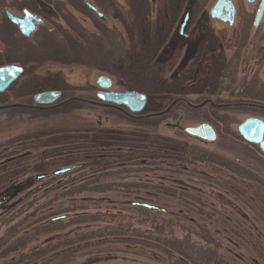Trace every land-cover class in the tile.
<instances>
[{
	"label": "rangeland",
	"instance_id": "obj_1",
	"mask_svg": "<svg viewBox=\"0 0 264 264\" xmlns=\"http://www.w3.org/2000/svg\"><path fill=\"white\" fill-rule=\"evenodd\" d=\"M87 1L103 15L105 20L96 17L103 22L104 28L122 35L123 48H126L123 52L115 53L114 48L107 51L89 40L88 51L82 53L78 50L76 55L69 56L64 53L60 43L51 37L42 36L35 39L38 42L22 43L14 39L11 33L2 34L5 50L0 55V66L32 62L35 67L27 71H31L36 77L26 88L16 89V95H12L10 87L0 93V156L11 154L10 151L15 152V157L19 159L16 162L22 167H36V164L42 166L48 162L57 164L51 165L44 172L36 168L25 174L19 181L30 182L27 181V186L12 199L3 201L0 196V218L6 211L2 209L3 202V206L8 208L33 193L36 204L41 206L36 213L53 214V218L67 214L61 212L71 204L90 202L95 205L93 212L97 210L100 213H113L131 201L145 202L166 210L164 221L172 220L176 224V229L173 230L176 237L180 238L184 232L177 225L190 229L199 225L208 229L213 239L219 243L221 253L232 263L264 264L250 245V241H253L264 251V204L261 202L264 200V189L246 176L236 174L226 167L236 168L239 172L264 180V155L257 146L246 143L237 130L250 113L227 107L218 110L214 119L216 126L212 125L216 133L215 140L202 141L186 133L185 129L205 122L204 119L184 107L176 106L159 115H147V111L141 114L129 113L123 107L100 103L95 95L99 90L97 78L104 76L110 80L111 90L145 94L150 100L149 108H162L164 101L161 99H167L164 97L168 95L189 101L202 98L214 103L217 99L234 101V87L217 91V94L218 71L204 73L205 67L209 66L211 52L206 46L200 50L199 44L204 40L211 45L219 44L221 51L217 50L215 54L220 52L226 59L230 58L237 45L245 15L254 13L258 0H230L235 11L232 23L210 16L209 10L215 0H156L155 14L149 20L146 18L150 9L149 0H128L134 15L131 22L134 21L135 25L107 8L104 3L106 0H98L107 9L106 15L98 8L97 0ZM79 2L82 3L77 6L79 10L71 9L67 4L66 7L76 24L89 32L95 30L97 21L86 16L92 12L86 8L84 0ZM6 10L15 15H21L22 11ZM185 14H188V18L182 34L189 36L187 47L180 52L172 66L167 64L159 69L156 59L162 50L160 41L179 35V26ZM3 18L7 20L6 17ZM40 25L49 27L44 19ZM36 31L27 39L32 40ZM247 34L250 35L251 44L244 49L238 77L248 79L256 74L260 81H264V29L261 25L257 29L249 26ZM71 44L74 46L73 41ZM187 48H193L192 57L196 55L199 62L203 61V69L196 70L195 67L189 69L194 72L185 71L191 61H194L187 55ZM195 71H199V79H196ZM32 90L36 91L26 95ZM51 90L61 93L55 102L39 105L33 101L32 97L36 93ZM250 95L264 100V88H255ZM259 116L264 120V114ZM103 134H108L107 138L111 136L112 139H117L116 135L127 134L138 142L154 137L175 140L179 144L193 147L195 152L210 158L212 162L198 160L200 154H193L191 163L178 158L150 156L120 162L115 158L119 155L118 151L112 150L104 154L98 150L96 156L102 158L98 159V164L105 167L96 173H92L90 169V173L94 176L110 173L111 176L101 177V182L109 183L108 178L111 177L112 183L118 186L105 192L83 191L72 197H63L61 192L79 184L80 180L76 184L73 181L64 183L73 176H54L56 171L68 168L63 167L61 161L69 158L78 164H88L92 156L88 153L92 152L91 146L80 145L82 143L79 139L82 136L89 141L94 137L102 141ZM99 141L94 145L95 148L102 145ZM8 144H11L12 149L3 153L1 146ZM32 156L44 160L33 162ZM58 185L60 187L50 191L52 186ZM157 186L161 190L153 189ZM163 190L173 192L174 195L164 194ZM197 206L204 208L206 215L199 214ZM101 226L102 223L67 226L63 230L38 236L24 251L72 237L79 232L98 230ZM134 226L141 230L151 229L147 223H135ZM0 230L2 232L3 229ZM193 239L197 240L195 237ZM42 263L44 260H39L36 264ZM48 264L172 262L157 249L127 242L119 237L117 240L95 241L76 251L68 260L59 259Z\"/></svg>",
	"mask_w": 264,
	"mask_h": 264
},
{
	"label": "trees",
	"instance_id": "obj_2",
	"mask_svg": "<svg viewBox=\"0 0 264 264\" xmlns=\"http://www.w3.org/2000/svg\"><path fill=\"white\" fill-rule=\"evenodd\" d=\"M149 1L150 9L146 17L148 20L155 14L157 4L156 0ZM100 2L97 0L96 4L98 8L103 14H108L107 9ZM104 3H106L107 8H111L115 13L119 14L118 17L124 16L128 22L130 21V24L135 25L134 21L131 22L132 16L134 15L132 8L128 4V0H106ZM66 4L71 9L76 10L77 6L82 3H80L79 0H0V55L4 54L5 45L2 34L6 32L8 34L11 33L10 35H12L14 39L22 43L38 42L36 41L37 38L42 36L51 37L53 40L60 43L64 53L69 56H72V54L76 55L78 50H81L82 53L88 51L89 40L99 44L101 48H105L107 51L109 48H114L115 53L116 51L123 52L126 49L123 48L122 35L117 32H110L108 29L104 28L102 25L103 22L98 19L96 15L92 13H90L91 15H86L91 17L95 22L97 21L95 25L96 28L93 31L89 32L81 27V25L76 24ZM6 9H27L32 11L41 16L48 23L49 27L46 28L40 25L32 40L24 38L19 34L13 24L3 18V16L5 17L4 11ZM251 19L252 16L250 14L245 15V30L251 25ZM135 31L134 29V32ZM70 40L73 41L74 46L71 44ZM20 65L23 66V74L10 85L12 95L15 94L14 92H16V89H21V87L26 88V86L30 84V81L34 80L36 77L34 73L27 71L28 69L32 70L35 64L32 62H24L20 63ZM226 71L228 70L226 69ZM229 77L230 83H233L234 75L231 73ZM35 91L36 90H32L30 93H26V95L33 94ZM175 97L176 96L168 95L164 98L171 100ZM149 106L150 104L147 105V114H155L167 107L164 105L162 108H157L156 106L149 108ZM176 106L184 107L198 116L203 113L202 118L204 121L216 126L214 120L215 116L212 112L214 111L213 107L202 112L201 108L196 109L181 103L176 104ZM229 108L236 109L233 107ZM209 115H212V117ZM107 137L108 134H103L102 141L94 137L93 140L89 141L86 137H80L79 141L82 143L80 145L86 144V146H91L90 149L92 152L88 153L92 156H90L88 164H78V162L69 158L61 161L62 164H60L63 167H68V170L59 174L63 177L73 176L71 180H66L67 182L64 183L73 181L74 184H76L80 180L79 184L61 192L63 197H72L83 191L105 192L118 186L112 183L111 177L108 178V181H110L109 183L104 184L101 182V179H103L101 177L111 176L110 173L102 174V176L98 174L94 176L90 173V169L93 171L92 173H96L99 169L102 170V168L105 167L104 165L99 166L98 164V159H102L96 156L98 150L104 154L112 150L118 151L119 155H116L115 158L120 162H126L133 158L150 156L154 158H178L179 160L191 163L193 154H200L198 158L200 161L212 162L210 158L195 152L193 147L179 144L175 140H164L161 137H154L138 142L133 136L127 134L116 135L117 139H112L111 136L109 138ZM98 141L102 143V145L95 148L94 145H96ZM11 144L1 146L3 153L10 149ZM10 152L11 154L0 156V196L3 197V201L12 199L16 193H19L23 187L27 186L26 183L27 181L29 183V180L19 181L20 178L25 177V174L34 171L36 168L44 172L50 169L49 167L51 165L57 164L55 162H48L44 163L42 166L41 164H36V167L31 165L22 167V165L16 162L19 159L15 157V152ZM32 160L33 162L37 160L43 161L44 158H36L35 156ZM226 167L236 174L246 176L247 179L254 181L264 189V180L254 175H247L243 172H239L236 168L230 166ZM54 176L59 175L55 174ZM57 187L60 186H52L50 191ZM156 188L161 190L158 186L153 187L154 190ZM165 192L171 196L174 195L173 192L164 191L163 193L165 194ZM34 195V193L30 194L8 208L3 206L5 202L2 203V209L6 211L0 218V229H3L2 232L0 230V264H36L39 260H44L42 264H48L59 259L68 260L74 256L76 251L88 247L95 241H106L108 239L117 240L119 237L123 238L124 241L152 247L163 252L172 264H234L221 253L219 243L213 239L208 229L205 227L198 225L190 229L185 226L177 225V227L184 230V232L180 238L176 237L173 231L176 229V224H174L172 220L164 221V214H166V212L124 204L119 207L116 212L100 213L97 210L93 212L95 209L93 203L83 202L69 205L66 210L61 212L67 213L65 214L67 215L65 218L51 221L53 214H46L45 212L41 214L36 213V210L41 206L36 204ZM190 200L195 204L192 198H190ZM261 202L264 204V200H261ZM197 207L199 214L206 215L204 214V208ZM29 209H32V211ZM81 223H102V226L98 228V230L79 232L72 237L63 238L57 242L46 243L38 247H33L28 251H24L27 245L31 242H35L40 235L63 230L67 226ZM135 223L138 225L147 223L151 229L141 230L135 228ZM193 237L197 240H194ZM250 245L255 255L264 263V251L262 247L255 244L253 241H250Z\"/></svg>",
	"mask_w": 264,
	"mask_h": 264
},
{
	"label": "water",
	"instance_id": "obj_3",
	"mask_svg": "<svg viewBox=\"0 0 264 264\" xmlns=\"http://www.w3.org/2000/svg\"><path fill=\"white\" fill-rule=\"evenodd\" d=\"M253 2L254 0H248ZM87 8L100 19L105 20L99 10L84 0ZM264 11V0H259L256 9L254 24L256 25L261 18ZM234 7L230 0H215L214 4L209 10L212 18L220 19L221 21L232 23L234 17ZM6 19L12 23L19 34L25 38L30 37L43 22L41 16L33 13L27 9L21 11V15H15L8 10L4 11ZM184 23V22H183ZM23 73V67L18 64H5L0 66V93L6 91L10 85L17 80ZM97 85L99 90L96 92V99L103 104L112 105L115 107H123L129 113L142 112L147 104V96L136 91H115L110 89L111 82L108 78L100 76L97 78ZM61 96L60 91H42L33 95L32 99L36 104L48 105L55 102ZM238 134L248 143L258 146L261 153L264 155V123L258 118H247L238 126ZM185 132L191 136L199 138L204 141L215 140L216 133L213 127L207 123H200L194 127L186 128ZM68 168L61 169L55 174L64 173ZM130 205L144 207L152 210L166 212L164 208L151 205L145 202L131 201ZM65 215L54 217L51 219L59 220L65 218Z\"/></svg>",
	"mask_w": 264,
	"mask_h": 264
},
{
	"label": "flooded vegetation",
	"instance_id": "obj_4",
	"mask_svg": "<svg viewBox=\"0 0 264 264\" xmlns=\"http://www.w3.org/2000/svg\"><path fill=\"white\" fill-rule=\"evenodd\" d=\"M258 4H259V0H258ZM258 4L256 6V9L258 7ZM86 8H87V6H86ZM256 9H255L254 13L251 15L252 19H251V25L250 26H252V28L257 29L261 25V27L264 29V11H263L261 18L258 21V23L256 25L254 24ZM187 18H188V14H185L184 19L179 26V35H177L176 38H171L169 40L163 39L162 41H160L161 44L160 45L158 44L160 47H162V50L159 53L158 58L156 59V64L159 66V69H163L167 64H169V66H172V64H174L176 62V60L179 58L178 55L180 54V52L184 48L187 47V42H188L189 36L186 34H184V35L182 34L183 29L186 25ZM244 28L245 27H244V20H243V25L240 26V34H239L237 45L235 47V50H234L232 56L228 59H226L225 56L223 54H221L220 52L218 53V55L215 54V52L217 50L221 51V47L219 44L213 43V45H211V44H209L208 41L205 42V40L202 41L201 44H199L200 50L206 46V48H208L211 52L210 53L211 54L210 63H209V66L205 67L206 71L204 73L208 74V73H210V70L216 71V72L218 71V74H217L218 76L216 78V83H217L218 87L216 88V92L217 91H225V90L231 89V87H234L235 89H234L233 94H234V97L236 98L234 101L226 102L224 100L221 101V100L217 99L214 103L207 98L196 99L195 101H192V100L189 101L186 98H181V97L176 96L175 98H173L171 100L161 99L162 101H164V104L162 106L166 105L167 107H165L164 109L160 110L159 112H157L155 114L159 115V114H164V112L165 113L169 112L172 110V108L176 107V104H180V103L185 104L187 106H191V107L196 108V109L201 108L202 112L209 110L210 107H213L214 111H212V112H213V115L215 117H217L216 112L218 110L226 108V107L227 108L233 107V108H236V110L248 111L250 113L248 118H258V119L262 120L264 123V120L262 119V117L259 116V114H262V115L264 114V100L258 99L256 97H253L250 95L251 93H253L255 88H258V87L264 88V81H260L256 74H252L248 79L246 77H238V70L240 68V65L243 63L242 56H243L244 49L247 47L248 44H251V40L249 37L250 35L247 34V30H246V33L244 34V31H245ZM186 52H187V55L191 56V59H194V61H191V64L186 68L185 71L186 72H194V71H190L189 69H193L195 67H196V70L197 69H203V67H202L203 61L199 62V60H198L199 57L196 55H195V57H192L193 56V48H191V49L187 48ZM210 67H211V69H210ZM226 69L228 71H226ZM197 73H199V71H195L194 74L196 75V79H199V76H197ZM231 73H232V75H234V82L233 83H230L229 75ZM225 80H226V83L224 84ZM208 89H210V88H208ZM250 90H252V91H250ZM217 94H218V92H217ZM149 101L150 100L147 98L146 107L142 112H140V114L147 111V105L149 104ZM108 106H112V105H108ZM113 107H115V106H113ZM159 108H161V107H159ZM129 115L131 116L132 114H129ZM147 115H154V114H147ZM200 116L202 117L203 113ZM209 116L212 117V115H209ZM202 123L209 124L206 121L202 122ZM209 125H211V124H209ZM263 138H264V136H263ZM199 140H201V139H199ZM202 141H204V140H202ZM246 143H248V142H246ZM248 144H252V143H248ZM252 145H255V144H252ZM255 146H257V145H255Z\"/></svg>",
	"mask_w": 264,
	"mask_h": 264
}]
</instances>
